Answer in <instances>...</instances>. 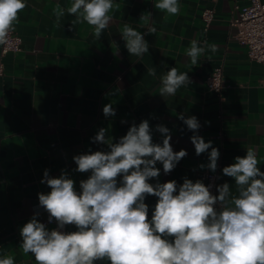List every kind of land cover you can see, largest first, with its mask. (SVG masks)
Here are the masks:
<instances>
[{"label": "crops", "instance_id": "obj_1", "mask_svg": "<svg viewBox=\"0 0 264 264\" xmlns=\"http://www.w3.org/2000/svg\"><path fill=\"white\" fill-rule=\"evenodd\" d=\"M25 2L14 23L20 50L1 59L0 258L11 256L15 264H36L34 256L20 247V229L37 211L41 222L47 219L37 195L50 191L41 183L44 170L52 177L66 170L79 192V182L90 173L74 171L72 157L89 149L108 150L91 142L100 128H106L116 142L132 123L142 120H148L153 129L157 124L168 127L173 150L185 149L188 154L167 175L157 163L160 183L182 184L185 177L195 182L209 171L199 167L207 165V153L195 154L189 139L193 133L177 118L179 113L196 116L201 124L198 134L219 149L215 185L227 182L235 193L233 178L223 176L222 169L244 156L249 147L256 151L257 166L264 171V69L247 57L229 25L236 7L245 6L247 0H178L176 15L156 9L158 0H113L112 21L99 40L93 38L94 26L86 22L70 27L75 16L67 8L73 0ZM58 5L65 9L59 24ZM205 8L214 13L206 30L200 17ZM126 23L142 34L156 29L144 36L149 51L140 58L125 47L121 33ZM192 40L201 46L206 40L218 50L206 51L193 65L186 57ZM172 67L187 73L191 83L175 96L162 97L160 77ZM216 67H221L224 82L218 94L204 83ZM149 68L156 69V76L149 75ZM109 103L116 115L106 118L103 107ZM153 142H162L159 132L153 131ZM214 195H218L215 186ZM156 202L155 196H146L149 220ZM66 230L77 229L68 225Z\"/></svg>", "mask_w": 264, "mask_h": 264}, {"label": "clouds", "instance_id": "obj_2", "mask_svg": "<svg viewBox=\"0 0 264 264\" xmlns=\"http://www.w3.org/2000/svg\"><path fill=\"white\" fill-rule=\"evenodd\" d=\"M26 6L25 0H0V44L6 42ZM154 7L170 15L179 12L178 0H158ZM112 8L113 0H73L67 8L68 14L75 16L70 27L86 22L94 26L93 38L99 40L112 21ZM64 14L65 9L58 5V24ZM155 32L152 27L142 34L126 23L121 36L128 53L140 58L149 51L144 36ZM217 50L216 44L205 40L201 46L192 40L186 57L196 65L206 51ZM147 71L156 76L155 68ZM190 83L187 73L172 67L160 77L159 94L175 96ZM103 114L106 118L116 115L111 103L103 107ZM177 118L193 133L189 139L195 154L207 153V165L199 167L215 173L220 152L212 141L205 142L198 134V118L183 113ZM153 131L161 134V143L153 142ZM171 139L168 127L157 124L153 129L148 120L132 123L116 142L106 128H100L91 142L108 150L89 149L72 157L74 171L90 173L79 182V192L66 170L52 177L45 169L41 183L50 191L37 194L38 207L48 213L47 224L55 222L56 227L49 229L38 219L40 212H35L20 229L23 252L31 253L36 264H96L105 260L109 264H264V171L257 166L256 151L249 147L244 156L223 167L222 175L235 182V193L225 182L215 185L218 195H213L214 185L199 179L193 182L185 177L182 184L159 182L157 163L167 175L188 154L185 149L174 151ZM152 178L157 180L155 184L149 183ZM147 195L157 198L151 220ZM67 225L77 230L65 231ZM0 264L15 261L7 256L0 258Z\"/></svg>", "mask_w": 264, "mask_h": 264}, {"label": "built area", "instance_id": "obj_3", "mask_svg": "<svg viewBox=\"0 0 264 264\" xmlns=\"http://www.w3.org/2000/svg\"><path fill=\"white\" fill-rule=\"evenodd\" d=\"M213 10L203 9L200 14L204 30H206L213 20ZM230 27L235 30L233 39L246 48L247 57L263 66L264 69V4L260 0H247V4L242 7H236V16L229 22ZM21 39L13 31L8 33L6 42L0 44V77L3 75L4 67L2 58L10 53H16L20 50ZM205 87L214 93H219L224 87L221 67L213 69L204 79ZM264 86V74L261 81ZM217 173L204 171L200 175L206 185L215 186ZM214 186L211 189L214 195ZM47 213V212H46ZM47 224V219L43 221ZM49 229L56 227V223L47 224ZM68 226V225H67ZM66 226V227H67ZM65 231L66 228H65Z\"/></svg>", "mask_w": 264, "mask_h": 264}]
</instances>
